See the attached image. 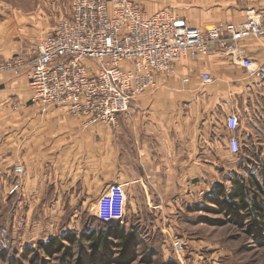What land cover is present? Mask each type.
Returning <instances> with one entry per match:
<instances>
[{
	"label": "crops",
	"instance_id": "1",
	"mask_svg": "<svg viewBox=\"0 0 264 264\" xmlns=\"http://www.w3.org/2000/svg\"><path fill=\"white\" fill-rule=\"evenodd\" d=\"M33 1L26 7L0 1L1 221L13 224L25 202L96 203L114 184L125 188L131 225L172 220L181 201H193L198 173L224 166L231 153L227 117L233 113L240 118L235 133L242 153L264 154V76L251 75L242 64L250 58L258 69L264 67V38L239 41L240 54L221 49L187 55L115 125L92 123L32 101L34 49L71 11L70 0ZM135 1L149 14L170 9L202 29L264 11V0ZM19 58L29 62L18 74L6 65ZM206 74L211 81H204ZM20 164L23 177L15 172ZM17 179L22 190L11 193Z\"/></svg>",
	"mask_w": 264,
	"mask_h": 264
},
{
	"label": "built area",
	"instance_id": "2",
	"mask_svg": "<svg viewBox=\"0 0 264 264\" xmlns=\"http://www.w3.org/2000/svg\"><path fill=\"white\" fill-rule=\"evenodd\" d=\"M70 15L41 39L38 54L30 62L29 84L32 101L65 109L88 122L115 125L137 99L157 85L160 75L173 74L187 55L200 57L221 49L238 51L237 43L264 38V11L250 10L240 23H219L208 29L195 28L170 9L153 14L135 0H70ZM22 58L6 66L19 74ZM242 64L251 75L264 76L250 58ZM204 81L211 78L204 75ZM240 118L227 117L232 154L242 149L236 131ZM18 177L22 165L15 167ZM21 189L16 180L11 193ZM127 195L121 184L109 187L99 198L96 217L107 225L126 221ZM1 241L10 239L6 228Z\"/></svg>",
	"mask_w": 264,
	"mask_h": 264
},
{
	"label": "rangeland",
	"instance_id": "3",
	"mask_svg": "<svg viewBox=\"0 0 264 264\" xmlns=\"http://www.w3.org/2000/svg\"><path fill=\"white\" fill-rule=\"evenodd\" d=\"M0 1L26 7L33 0ZM50 1L53 5L55 0ZM43 2L37 0L38 5ZM38 44L34 56L38 54ZM261 151L252 150L250 155L242 151L237 155L229 153L223 159L224 166L199 172L193 201H181L172 220H133L131 225L126 216L121 225L126 231L135 229L138 235L137 245L127 249L110 245L99 253L90 239L80 240L82 234L105 226L96 217L97 201L50 205L25 202L13 224L0 218V264H264V230H251L253 214L249 210L233 211L226 196L232 181L237 179L245 181L250 203L256 194L264 204V193L257 190L253 181L264 183ZM4 228L10 239L6 247L1 241ZM68 237H75V242ZM55 239L62 250L51 248L48 252L41 246Z\"/></svg>",
	"mask_w": 264,
	"mask_h": 264
},
{
	"label": "trees",
	"instance_id": "4",
	"mask_svg": "<svg viewBox=\"0 0 264 264\" xmlns=\"http://www.w3.org/2000/svg\"><path fill=\"white\" fill-rule=\"evenodd\" d=\"M254 184L259 192L264 193V183H260L258 180H253ZM223 194V193H222ZM225 194V191H224ZM223 194V195H224ZM228 199V206L232 207V210H242V211H250L253 214V221L251 223L250 229L252 230H264V204L262 201L258 199V195H254L252 202L250 203L247 200L248 197V187L245 181L234 179L232 181L231 189L228 193H226ZM239 200V201H235ZM247 200V201H246ZM237 202V203H236ZM102 223V222H101ZM103 226L98 231L93 230L91 234L84 233L79 238L81 239H90L92 241V246L99 252L102 253L110 245L125 247L127 249L128 246L137 245L138 235L134 231H126L125 228L120 223L107 225L102 223ZM70 242H75V237H68ZM117 241V244L114 243ZM59 242L57 239L54 240L53 243L47 244L42 243V247H46L48 252H50L51 248H58L62 250V245H58Z\"/></svg>",
	"mask_w": 264,
	"mask_h": 264
}]
</instances>
